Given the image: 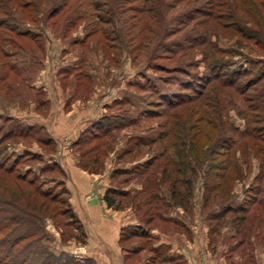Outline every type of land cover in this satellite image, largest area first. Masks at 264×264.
I'll use <instances>...</instances> for the list:
<instances>
[{"label":"rangeland","instance_id":"rangeland-1","mask_svg":"<svg viewBox=\"0 0 264 264\" xmlns=\"http://www.w3.org/2000/svg\"><path fill=\"white\" fill-rule=\"evenodd\" d=\"M69 1L70 6L48 22L45 11L35 12L32 7V15L16 5L5 7L9 0L0 2V160L10 158L8 164L18 160L16 172L30 170L29 177L35 176L60 200L69 195L66 181L74 193L80 190L72 186L70 168L75 162L85 175L90 173L88 194L84 192L82 198H93L103 184L104 193L110 188L127 193L115 196L118 207L104 204L105 212L120 210L138 224L121 233V253L107 244L95 258L96 252L89 253L87 236L69 223V217L61 213L64 206L58 204L44 222L42 244L56 256H72L80 263L86 259L85 264H264V180L256 182L264 166V150L254 146L256 142L264 147V140L259 141L264 133L257 140L242 139L219 156L233 157L230 180L216 177L211 157L215 142L230 123L264 128V109L255 113L248 108L250 103H244L256 96L264 81L244 95H234L233 89L216 82L205 84L211 71L200 60L207 45L178 54L173 51L178 50L176 45L165 49L163 44L196 32V21L178 27L181 5L169 15L162 4L168 0L148 2L157 15L141 14L148 29L142 23L131 29L137 33L144 27L148 36L141 43L128 30L140 20L127 22L134 12L127 11L125 18L119 12L131 4L141 7L142 1ZM25 2L29 4L21 0ZM72 10L70 19L77 20L69 26ZM16 29H28L32 35L17 36ZM168 29L175 31L167 35ZM217 33L220 47L226 50L217 56L227 63L226 70L229 65L235 69L264 62V49L242 39L233 28ZM261 37L264 40V32ZM77 39L83 41L74 43ZM181 81L190 86L181 87ZM175 96L182 99L180 105L169 106ZM194 108L199 109L196 114ZM257 113L260 119L255 118ZM102 116L108 118V130L102 132L104 125L95 135L91 126ZM211 118L215 120L210 126ZM215 124L219 128L211 130ZM199 128L202 131L195 136ZM8 130L14 134L3 137ZM194 138L199 140L195 153ZM181 142L192 169L183 174L189 183L178 185L181 195L176 199L172 196L176 174L164 160L167 156L177 159ZM28 150L38 153L37 158ZM165 167L171 172L168 176L163 173ZM77 178L85 181L83 176L76 177L80 182ZM256 183L261 184L260 191L247 199L246 188ZM250 203L244 213L227 209ZM135 230L142 233L134 234Z\"/></svg>","mask_w":264,"mask_h":264},{"label":"trees","instance_id":"trees-1","mask_svg":"<svg viewBox=\"0 0 264 264\" xmlns=\"http://www.w3.org/2000/svg\"><path fill=\"white\" fill-rule=\"evenodd\" d=\"M113 1L118 3L119 1L124 2L125 0H108V2ZM131 1L135 2L137 0ZM139 1H142L143 3L141 7L135 4H131L128 10L121 8L119 13L122 17L125 18L127 11L134 12V14H132L131 16L129 15L126 21L128 22L129 20L136 18H138V20L140 21L132 23L128 30L130 34L133 33V40L136 39L138 40V42L141 41L142 43V41H144L148 35L144 31V27L147 28V26L146 22L142 21L144 17L141 14L151 15L154 13V9L147 5V3L151 2L152 0ZM0 2H2V0H0ZM69 2V0H27V3L29 4H26V2L22 4L21 0H9V4H5L3 2L2 3L5 4V7L8 5L7 8L10 6L11 9L14 7V5H16L17 7L28 10L32 15L33 11H45V13H47V17L45 19L48 22V20L53 19L55 16L63 12L67 8ZM162 4L166 5L167 13L169 15L173 11L177 10V6H182L183 9L179 10V13L177 15V23L179 28L181 26L187 27L194 21L197 22L196 26L198 30L196 29V34L194 32L183 34V36H181V39H177L175 41L176 43L171 42L163 44L162 46L167 49L169 48L168 44H173V46L176 45L178 47V50H173L174 52L177 53V51H179L180 53H183L185 52L184 50L190 49L192 46H196L198 44L200 46L207 45V47L204 48L202 52V58L200 60V62H203L206 65V68L211 71V74H208L205 78V81L208 80L206 81L207 83H205L206 85L216 82L217 84L224 86L225 88L233 89L234 95L236 93L238 95H244V91L264 81V62L261 60L250 62L249 67L240 66L239 68L230 69L229 65L228 70H226L227 63L224 60L222 61V59L217 56L218 54H226V50L220 47L216 39L219 34L217 32H220V30L222 29H228L229 27H231L237 32V34L242 37V39L249 40L255 46L264 49V40L261 37V33L264 32V26H262L263 30L261 28V25H263L262 22H264V0H168L166 3L162 2ZM32 7L33 11L31 10ZM74 12L75 11L72 10V12L68 16L67 21L69 26L76 24L77 18L70 19L73 16ZM30 13L27 14V17H31ZM154 15L157 14L154 13ZM19 21L24 22L22 19ZM138 23L143 24V29L139 30V32L137 33L132 32L133 30L131 31V29H133L134 26H137ZM16 30L17 31L15 33L17 36L30 37V35H32V33L28 29L25 31L19 29ZM114 31L111 32L115 33ZM174 31L175 30L168 29L166 34H173ZM33 37L34 36H32L31 39H33ZM212 37H214L216 40ZM79 41L80 40L77 39L74 43H81L83 39L80 42ZM184 41H189V44L183 45L182 43ZM229 69L231 71H229ZM178 71L183 70L178 69ZM187 72L185 71V73ZM200 79L203 80V78ZM180 83L181 87L183 88L186 85L187 87L190 86V82L185 83L184 81H181ZM203 92L200 93L202 96L204 94ZM165 95H167L165 97H168V92ZM177 97L179 98V96H175L170 100V102H168L169 106H173L175 104L180 105L182 99H177ZM218 100L219 98L217 97V101ZM246 101L250 103L248 105V108H254L255 111L253 112L255 113L256 111H259V109H264V87L258 90L256 96H254L252 100H250L249 98L245 99L244 103ZM183 103L184 101L182 102V104ZM220 105L221 103H219V106ZM243 110L244 109H241V111ZM198 111L199 109L195 110L194 108L192 113L196 114ZM258 113L255 114V118L260 119V117L257 116ZM244 114H246V117L253 116L251 114L247 115L248 112H245ZM201 117H205V114ZM261 117H263L264 120V116ZM102 118L103 119L101 121L97 120L96 122H94L95 124L91 126V131H93L95 135H100V133L95 132V130L99 129V127L104 128V125L105 128L102 132H106L108 130V118L107 116H102ZM214 120L215 118L209 119L208 124L211 126ZM227 126L229 127L228 129L225 127L227 130L226 134L220 140H218V143L215 142L214 148L211 152L212 165L216 169V177L225 179V181L230 180V178L228 177V171L232 164L233 157H230L228 155V158H219V156L221 157V155H224V153L229 150V148L231 149L234 144L240 142L242 139L247 138L257 140L258 137L262 136L264 133V128L252 127L251 125H246L245 128H241L239 124L232 122ZM217 128H219V125L215 124L211 130H215ZM201 131L202 128H199L195 133V136H197ZM12 134H14L13 131L8 130L3 133V137L11 136ZM19 134L22 133L20 132ZM262 138H264V136H262ZM0 139V141H2V136ZM263 140L264 139H259V141L261 142ZM255 143L256 142H254V146L257 145L256 148H258V150H264V147L261 144ZM181 144L182 145H180L178 150H176L177 159L171 158V156H167V158L164 160L166 161L165 164H171L173 166L176 174L174 180L172 181V196L176 199L179 195H181V191L179 190L178 185L182 183H189V178L185 179L183 174L187 170L192 169L191 162L184 150V143L181 142ZM191 144L192 152H199V140L197 138H194L192 139ZM28 152L32 153L31 155L32 157H34V159L37 158L38 153L36 154L35 152L30 150H28ZM128 152H131V149ZM159 155L160 158H163L164 152L162 151ZM8 160L10 161L11 159L6 158L4 160H0V264L87 263L86 259H84V263H80L72 256H56L52 254L44 244H42L44 234H40L45 232L44 222L49 213H55L58 210V204H62L64 206V208L61 210V213L69 217V223H75L77 226V230H80V233H82L83 236L86 237L82 224L76 216L68 200V197L60 200L57 194H52L51 191H49L47 188H43L42 184L37 182L35 176L29 177V174L31 173L30 170H27L25 173L19 171L16 172V168L19 165L18 160H13L11 164L7 163ZM45 168L47 167L43 164V169L46 170ZM163 173H166V176H168L171 172H167V167H165ZM256 177V182H261V180H264V166L261 168ZM260 188L261 184L258 183H256L255 185L252 184L247 187L245 192L248 195L247 199H249V197L255 198L257 193L260 191ZM66 194H68L67 190ZM117 194L121 196L122 194L124 196L128 195L127 193H121L120 190H117L116 188H110L105 192L104 200L109 207H114L116 203L118 205V202L115 200V196ZM153 195L157 198V194ZM252 205L250 203L245 206L241 205L231 208L229 207L227 209H229V212L244 213L245 211L250 209ZM241 217H244V215H242ZM148 230H150L149 227ZM123 231L122 235L124 233ZM133 233L138 234L142 232L135 230L133 231ZM62 260L63 262H61Z\"/></svg>","mask_w":264,"mask_h":264},{"label":"crops","instance_id":"crops-1","mask_svg":"<svg viewBox=\"0 0 264 264\" xmlns=\"http://www.w3.org/2000/svg\"><path fill=\"white\" fill-rule=\"evenodd\" d=\"M75 164L76 163L74 162L73 169L70 168L72 179L75 180L74 183L72 182V186L73 188L78 187L80 190L76 192L77 194L74 193L66 181L67 187L69 189L68 200L70 201L71 206L76 216L80 220L84 232L86 233L87 245L88 247H91V252L89 253L91 255L95 254L94 256L96 258V256L99 255L98 251L105 250V248L103 249L101 246H106L107 244H111L113 250L121 253L120 237L122 231L124 228L138 223L132 221L130 222L125 214H123V212L120 210H111L110 212H105L104 204L106 205V202L104 201V184L102 185L101 189H99L97 195L93 198H87L89 200L82 198L83 193H87L86 191H88V188L86 187L88 182L86 180L89 179L90 173L87 172V175H85L86 172H84L79 167H76ZM67 172L69 174L68 170ZM78 176L85 177V181L77 178L80 181L77 182L76 177ZM82 205L83 208L80 209L79 207ZM92 252L96 253L93 254ZM98 261L99 260H97V262Z\"/></svg>","mask_w":264,"mask_h":264}]
</instances>
